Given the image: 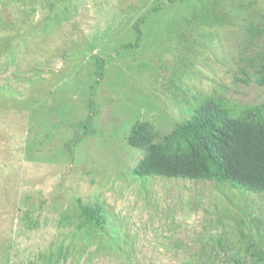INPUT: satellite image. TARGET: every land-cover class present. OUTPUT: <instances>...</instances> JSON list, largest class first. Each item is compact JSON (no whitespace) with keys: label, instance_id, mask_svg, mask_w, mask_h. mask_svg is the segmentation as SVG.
Returning <instances> with one entry per match:
<instances>
[{"label":"rangeland","instance_id":"374dc122","mask_svg":"<svg viewBox=\"0 0 264 264\" xmlns=\"http://www.w3.org/2000/svg\"><path fill=\"white\" fill-rule=\"evenodd\" d=\"M263 67L264 0H0V264H257L264 194L140 178L127 139L261 109Z\"/></svg>","mask_w":264,"mask_h":264},{"label":"trees","instance_id":"16d2710c","mask_svg":"<svg viewBox=\"0 0 264 264\" xmlns=\"http://www.w3.org/2000/svg\"><path fill=\"white\" fill-rule=\"evenodd\" d=\"M201 21L209 24L205 16ZM222 22L217 17L215 23ZM241 72L243 77L237 81L264 86V67L252 77ZM194 100L188 118L162 140L149 122L132 126L128 145L142 151L134 174L208 181L243 193L264 194V107L233 118L212 99L195 95ZM81 211L85 224L103 229L106 215L102 206H83ZM250 258L264 263V251L254 252ZM238 260L231 257L236 264Z\"/></svg>","mask_w":264,"mask_h":264}]
</instances>
